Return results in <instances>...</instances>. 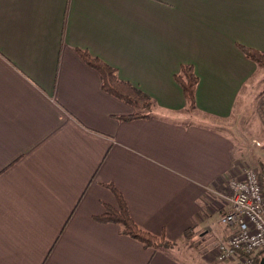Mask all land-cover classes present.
<instances>
[{"label":"crops","instance_id":"obj_1","mask_svg":"<svg viewBox=\"0 0 264 264\" xmlns=\"http://www.w3.org/2000/svg\"><path fill=\"white\" fill-rule=\"evenodd\" d=\"M243 46L264 52V0H0V264L225 263L212 252L231 232L219 217L236 142L188 118L174 75L193 67L201 115L255 102L264 123V69ZM78 48L152 110L123 119L135 108L102 89ZM108 183L170 243L97 221L116 203Z\"/></svg>","mask_w":264,"mask_h":264},{"label":"trees","instance_id":"obj_2","mask_svg":"<svg viewBox=\"0 0 264 264\" xmlns=\"http://www.w3.org/2000/svg\"><path fill=\"white\" fill-rule=\"evenodd\" d=\"M241 49L247 58L254 61L259 67H264L263 51L245 46L241 47ZM76 50L80 58L87 65L98 71L102 81V89L104 91L135 108V111L132 114L124 115L122 117L123 119L146 116L143 114L142 110L140 111L138 109L148 108V105L154 103L146 93L132 85L129 81L120 79L116 75L115 68L101 60L99 57L91 55L87 50L80 48ZM174 78L182 88L186 107L188 110H195V89L198 83V77L196 76L193 67L188 64H182L180 70L174 75ZM107 186L113 192L116 203L114 205L106 203L103 212L94 215V218L97 221L118 224L122 234L130 236L146 246L157 248L170 243V241L165 238L164 234L156 235L139 226L131 217L122 192L112 183H108ZM262 188L264 190V181H262ZM258 261L259 259H256L254 264H257Z\"/></svg>","mask_w":264,"mask_h":264},{"label":"built area","instance_id":"obj_3","mask_svg":"<svg viewBox=\"0 0 264 264\" xmlns=\"http://www.w3.org/2000/svg\"><path fill=\"white\" fill-rule=\"evenodd\" d=\"M229 206L219 217V222L230 229L225 240L215 245L219 261H237L254 264L264 254V190L256 169L245 167L230 170L226 180Z\"/></svg>","mask_w":264,"mask_h":264},{"label":"rangeland","instance_id":"obj_4","mask_svg":"<svg viewBox=\"0 0 264 264\" xmlns=\"http://www.w3.org/2000/svg\"><path fill=\"white\" fill-rule=\"evenodd\" d=\"M264 69V67H263ZM260 85H264L263 81L260 82ZM248 103V102H247ZM251 104V105H250ZM255 104V102H254ZM251 102L248 103V106L242 110L241 114L236 116L218 119L214 117H208L201 115L196 109H190L186 107L184 112L187 114L188 118L192 121H197V119L213 121L218 126H223L224 129L234 138L236 142L235 147V158L233 160V166L231 167L233 174L235 171H241L245 167H251L258 171L261 181H264V123L261 122V118L257 121L255 115V107H252ZM154 103L148 105V108H138L142 110H152ZM260 115L263 118V109L260 106ZM244 111V112H243ZM245 118V119H244ZM242 131L244 133H242ZM214 257H216L214 251L212 252ZM231 262L224 261L223 264H240L237 261L230 260Z\"/></svg>","mask_w":264,"mask_h":264},{"label":"water","instance_id":"obj_5","mask_svg":"<svg viewBox=\"0 0 264 264\" xmlns=\"http://www.w3.org/2000/svg\"><path fill=\"white\" fill-rule=\"evenodd\" d=\"M257 264H264V254L260 257Z\"/></svg>","mask_w":264,"mask_h":264}]
</instances>
